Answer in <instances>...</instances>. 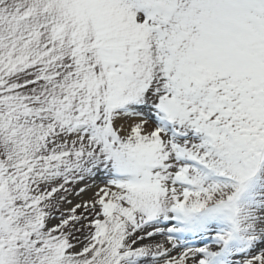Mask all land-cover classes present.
<instances>
[{
	"label": "snow or ice",
	"instance_id": "snow-or-ice-1",
	"mask_svg": "<svg viewBox=\"0 0 264 264\" xmlns=\"http://www.w3.org/2000/svg\"><path fill=\"white\" fill-rule=\"evenodd\" d=\"M0 264H264V0H0Z\"/></svg>",
	"mask_w": 264,
	"mask_h": 264
},
{
	"label": "bare ground",
	"instance_id": "bare-ground-1",
	"mask_svg": "<svg viewBox=\"0 0 264 264\" xmlns=\"http://www.w3.org/2000/svg\"><path fill=\"white\" fill-rule=\"evenodd\" d=\"M91 195H92V193L90 192V193H89V196H91Z\"/></svg>",
	"mask_w": 264,
	"mask_h": 264
}]
</instances>
